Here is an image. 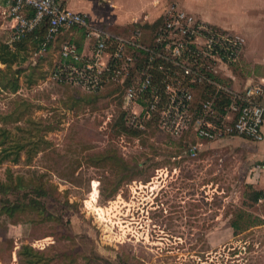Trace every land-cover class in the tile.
<instances>
[{"label": "rangeland", "instance_id": "obj_1", "mask_svg": "<svg viewBox=\"0 0 264 264\" xmlns=\"http://www.w3.org/2000/svg\"><path fill=\"white\" fill-rule=\"evenodd\" d=\"M89 1L103 7L104 26L153 19L172 0ZM208 14L238 24L227 10ZM9 19L0 0V42L12 35ZM122 28L132 26H111ZM255 33L244 30L248 52L264 45ZM55 50L35 57L28 47L24 62L0 64V264H28L22 244L45 251L48 264H264V196H243L246 185L264 193V138L140 133L119 89L53 81Z\"/></svg>", "mask_w": 264, "mask_h": 264}, {"label": "built area", "instance_id": "obj_2", "mask_svg": "<svg viewBox=\"0 0 264 264\" xmlns=\"http://www.w3.org/2000/svg\"><path fill=\"white\" fill-rule=\"evenodd\" d=\"M3 1L14 20V38L46 24L41 50L61 29L85 28L93 39L91 52L83 53L73 40L63 41L50 78L87 93L119 89L120 107L132 129L145 133L154 127L175 137L189 132L203 140L234 135L263 140L264 78L235 89L222 76L242 56L239 33L169 3L152 21L146 42L141 28L129 36L112 33L61 0ZM189 150L196 153V147Z\"/></svg>", "mask_w": 264, "mask_h": 264}, {"label": "crops", "instance_id": "obj_3", "mask_svg": "<svg viewBox=\"0 0 264 264\" xmlns=\"http://www.w3.org/2000/svg\"><path fill=\"white\" fill-rule=\"evenodd\" d=\"M151 1L153 5V0ZM156 1L158 2L162 0H156ZM202 1L203 0H175V1L172 0L169 1V3L170 2L176 3L183 9L189 11L193 15L205 21H208L220 27L231 29L239 33L244 38L245 42H246V36L244 34L245 29H250L253 32H257L255 33L257 35L264 34L263 32H261L264 31V0H209L208 10L206 9H201L200 11L196 10L194 7L200 4ZM61 2L68 8L75 11H80L85 15H87L89 21L95 26H99L103 29H107L108 31L121 36H129L134 31L135 28H141L143 38L146 40V42H148L151 37V32L153 28L151 23L157 17L156 16L153 19H148L147 16H145L143 19L140 20H137L136 17H132L126 21H122L121 23L110 21V23L103 26L106 20L103 19V14H104L102 10L103 7L101 8V5H99V3L93 4V1L91 2L89 0H61ZM218 8L227 10L230 13H232V15H234L236 17V20L238 21L237 26L236 27L224 26L222 22L216 21L215 16H214V20L211 18V16H208L209 15L208 12H210L212 9L216 11V9ZM26 12L30 14L29 10H27ZM91 13L93 14L92 17L93 16L95 17L93 18L94 19L93 21L91 20L92 19ZM144 20L145 22L141 23ZM8 22L11 28L10 30L12 32V35L9 40L4 42L8 43L9 46L12 47L11 44L12 41L17 38L13 37V29L11 27L14 23V20L9 19ZM113 24H124L126 28L127 25H130L132 26V29L124 30L122 28L121 29L122 31L116 32L113 31V29H111V26L113 27ZM66 40L75 41L78 45V49L83 53L89 54L91 52V43L93 39L86 34L85 28L74 26V27L61 29L58 32V34L55 36L54 40L48 45V48H46L45 50H41L40 48H38L33 52V54L36 57L42 54L47 49L50 52H53V50L56 49L54 53L56 57L53 59L55 60L58 57L59 48L62 42ZM0 64H3L7 67V65L3 63L1 60H0ZM236 67L237 69L234 70V68ZM257 68L264 69V45L262 47L258 46V49L248 52V48H246L244 43V49L240 60L236 64H233L228 68H225L222 71V76L223 79H225L233 88L241 89L244 86H246L248 83L255 82L260 78H264L261 77L262 75L256 72ZM244 69H251V71L250 70L244 71ZM245 199L247 200V198Z\"/></svg>", "mask_w": 264, "mask_h": 264}, {"label": "trees", "instance_id": "obj_4", "mask_svg": "<svg viewBox=\"0 0 264 264\" xmlns=\"http://www.w3.org/2000/svg\"><path fill=\"white\" fill-rule=\"evenodd\" d=\"M45 30H46V24L43 22L34 31L27 33L23 37L13 40L11 43L12 47H10L8 43L0 42V60L3 63H5L7 67L13 64H19L21 62H24L27 57V54L25 53L28 50V47H30V49H33L34 51L40 48V45L44 38ZM0 71L2 70L0 69ZM15 78L16 77L14 76L13 79L15 80ZM12 83H14V81ZM9 86H10V81L4 87L8 88ZM14 88L17 89V85H15ZM4 133L5 132L0 129V137H2ZM6 188H7V183L0 180V193L4 192ZM243 196L249 199L251 202H257L259 199H261L264 196V193L262 189L256 188L253 185H246L243 191ZM3 208L6 207H4V204L3 205L1 204L0 210ZM8 210L11 213L13 212V210L10 208ZM231 226L233 228H236L237 223L231 222ZM24 254L30 256V258L27 261L28 264H48L49 262H51L50 261L51 259L45 255L46 254L45 251L35 250L29 244H22L20 246V249L18 250L19 257L21 258L22 256H24ZM35 256L38 257L37 263Z\"/></svg>", "mask_w": 264, "mask_h": 264}]
</instances>
